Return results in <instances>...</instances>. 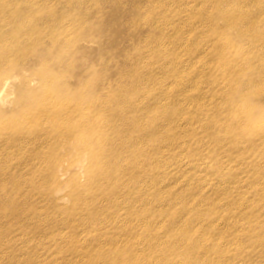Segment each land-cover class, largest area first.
Instances as JSON below:
<instances>
[{"label": "bare ground", "instance_id": "bare-ground-1", "mask_svg": "<svg viewBox=\"0 0 264 264\" xmlns=\"http://www.w3.org/2000/svg\"><path fill=\"white\" fill-rule=\"evenodd\" d=\"M106 1L0 0V67L36 55L43 81L0 113V264H264V0H109L132 53L93 20ZM60 148L88 157L70 205Z\"/></svg>", "mask_w": 264, "mask_h": 264}, {"label": "rangeland", "instance_id": "rangeland-1", "mask_svg": "<svg viewBox=\"0 0 264 264\" xmlns=\"http://www.w3.org/2000/svg\"><path fill=\"white\" fill-rule=\"evenodd\" d=\"M122 8L126 9V14L123 13ZM131 8L132 5H126V3L124 2L120 3L118 1L115 4H112L109 0H107L106 3H103L100 7L95 8L92 14V18L98 25H107L109 28L115 29L116 37L119 41L120 34H123L126 29L125 18L129 16ZM86 27L87 25L79 29V36L75 39V48L71 54V57L76 61L75 66H79L82 69L90 66V64L92 63L90 62V60L98 56L100 53L99 39H97V37L94 38L91 36H86L84 34V31H86ZM130 30L131 32L134 31L132 28H130ZM229 34L230 33H228V36ZM187 35L192 36V34L188 33ZM46 39L47 37L38 40L37 44H39V46L41 47L44 46V42H46ZM132 42V37L125 38L124 40L122 38L119 42L118 48L123 50L124 52H129L132 48ZM234 43L238 42L234 41ZM133 51L134 48L131 49V53ZM120 54L121 52H117L114 55L115 60L120 57ZM35 58H37V56L31 54L29 56H26V58L13 60L5 66L0 67L1 114L17 115L21 112L22 101L24 100L26 102H29L33 98V96H35L36 92L41 89L43 81L36 71V69H39L40 66L37 65L34 60L30 61ZM127 60L128 58L126 59V62ZM63 64L64 61L61 60L56 63V66H62ZM249 71L250 70L248 69L247 74L250 73ZM64 78H66L67 81L70 80V82H74V78L69 74V72L64 75ZM104 78L105 77H103L102 75L99 76L95 80L94 84L97 85L98 82L102 83ZM57 79V77H53L54 82H52V84L57 83L58 81L55 82ZM91 83H88V86H91ZM56 94L59 95V93ZM260 114H264V108L261 109L260 113H258L257 111L251 112L249 120H252L253 123V118L259 116ZM260 116L261 118L259 119V121L255 123V128L262 130L264 129V116ZM256 129L255 132L259 131ZM252 137L256 139L257 134ZM65 150L72 153L70 154L69 160L63 159L58 164L59 174L57 175V177L61 182H64L56 191L58 197H62V194L68 193V185L66 182L70 181L72 178L79 177L80 174H84V169L88 160L87 154H85L84 152L79 153L76 149L72 148H66ZM65 150L63 148H60L59 153L63 154ZM62 198L66 205L71 204V198L69 194ZM29 252H33L34 255H26ZM22 256L25 257V259L34 257L36 260L45 259L47 256L56 258V256L51 255L50 252H42L41 250L33 251L31 249L26 250V252Z\"/></svg>", "mask_w": 264, "mask_h": 264}]
</instances>
